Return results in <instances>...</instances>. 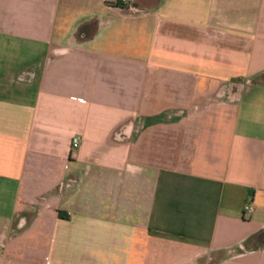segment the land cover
<instances>
[{"label": "crops", "instance_id": "0c3cea01", "mask_svg": "<svg viewBox=\"0 0 264 264\" xmlns=\"http://www.w3.org/2000/svg\"><path fill=\"white\" fill-rule=\"evenodd\" d=\"M263 234L264 0H0V264H264Z\"/></svg>", "mask_w": 264, "mask_h": 264}, {"label": "built area", "instance_id": "2783aa9c", "mask_svg": "<svg viewBox=\"0 0 264 264\" xmlns=\"http://www.w3.org/2000/svg\"><path fill=\"white\" fill-rule=\"evenodd\" d=\"M124 2H127V0H123ZM81 144V139L79 137H76L73 139V147L76 149L80 146ZM254 211V208L252 205H248L246 208H245V213L246 214H249L251 215Z\"/></svg>", "mask_w": 264, "mask_h": 264}, {"label": "water", "instance_id": "95a60500", "mask_svg": "<svg viewBox=\"0 0 264 264\" xmlns=\"http://www.w3.org/2000/svg\"><path fill=\"white\" fill-rule=\"evenodd\" d=\"M262 236L264 237V234Z\"/></svg>", "mask_w": 264, "mask_h": 264}]
</instances>
